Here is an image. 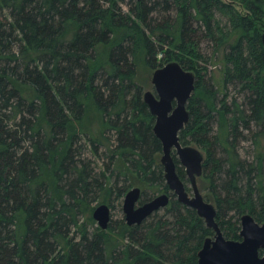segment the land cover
<instances>
[{
	"label": "trees",
	"instance_id": "obj_1",
	"mask_svg": "<svg viewBox=\"0 0 264 264\" xmlns=\"http://www.w3.org/2000/svg\"><path fill=\"white\" fill-rule=\"evenodd\" d=\"M235 1L243 12L227 3ZM151 3L132 0L123 12L116 0H0V264H198L215 233L166 183L155 118L135 81L136 47L151 67L178 62L196 76L190 122L180 141L206 151L200 179L209 185L224 237L241 240L246 214L264 224V152L251 162L238 150L251 134L264 151V0ZM161 8L176 16L158 22ZM217 13L239 33L225 55L224 82L244 94L243 104L235 99L228 105L226 93L219 109L198 51L200 31L219 43L228 40L215 23ZM112 42L108 65L95 69L99 46ZM91 111L100 120L95 135L78 128ZM217 114L233 138L228 144L234 151L224 160L217 157L219 136L215 141L211 135ZM81 136L94 155L105 149L111 164L133 176L132 184L111 186L105 174L111 164L107 172L98 171L84 156ZM175 162L184 181V169L176 157ZM135 182L159 188L170 204L166 215L155 213L142 225L123 220L117 232L123 241L115 244L112 221L106 231L90 228L94 204L112 208L111 196L123 199ZM154 198L143 192L139 205Z\"/></svg>",
	"mask_w": 264,
	"mask_h": 264
},
{
	"label": "water",
	"instance_id": "obj_2",
	"mask_svg": "<svg viewBox=\"0 0 264 264\" xmlns=\"http://www.w3.org/2000/svg\"><path fill=\"white\" fill-rule=\"evenodd\" d=\"M262 43L264 46V34ZM152 82L155 94L145 92L143 99L155 118L153 131L162 144L161 165L166 183L177 200L196 210L207 227L215 233L200 250L198 264H264V224L246 214L241 218V240L226 239L216 221V207L202 196L198 188L205 158L200 150L185 146L180 141L181 131L190 122L188 103L196 90L195 74L186 71L178 62H171L155 71ZM173 155H176L186 171L193 196H190L186 184L178 175ZM141 195V189L134 188L124 199L126 224L130 227L142 225L151 215L168 207L171 200L165 193L139 205ZM93 218L102 230H108L112 221L111 208L106 204L97 206Z\"/></svg>",
	"mask_w": 264,
	"mask_h": 264
},
{
	"label": "rangeland",
	"instance_id": "obj_3",
	"mask_svg": "<svg viewBox=\"0 0 264 264\" xmlns=\"http://www.w3.org/2000/svg\"><path fill=\"white\" fill-rule=\"evenodd\" d=\"M149 2H152L150 5H154L157 0H148ZM116 2L119 4V7L122 8L123 12H129L130 6L132 3V0H116ZM231 5L234 6L237 10L240 12H243L244 10L242 7H240L239 1L235 2H227ZM103 4L106 7H109V4L107 2H103ZM160 7V6H158ZM163 8V7H162ZM161 8V9H162ZM163 10V9H162ZM7 15V12H5ZM159 15V20L158 22H162L163 20L167 18H174L176 16L175 10H173L171 13L166 12L163 10V12L156 14L155 16ZM4 20V17H0V22ZM219 23L221 28L223 29L225 33L228 34V40L225 43H219L216 40H210L206 37V31H200L198 32L199 34V40H200V45L198 47L199 53L202 54L204 59H201L200 64L204 67H206V71L203 72L202 75H204L205 81L209 82L213 89L217 91V98H216V106L219 109L223 100L225 99L224 95L228 93L229 98L227 99L228 105H231V103L237 99V101L240 104H243L244 101V94L239 90V87L236 86H229L227 87L224 82V74H225V69H226V63H225V55L229 54L230 49L233 44H235L238 41L239 38V33L233 31V28L231 24L228 22L227 17L224 16L222 13H217L216 14V22ZM197 25H194V29L197 28ZM218 37H220V34H218ZM113 42L109 45H101L98 48L97 51V56L94 60V66L95 69H100L102 66H107L108 65V54L111 51V46ZM15 52L17 53L19 48L18 46L15 47ZM163 57V55H159L158 60H160ZM133 61L136 63L137 67V74L135 81L138 83L139 86L143 88V95L145 92H152L155 94V88L153 85V76L156 70L163 68L167 64H165L162 67H151L147 64L146 58H145V53L142 51L140 47L134 48V54L132 56ZM171 63V62H170ZM169 64V63H168ZM78 128H81L84 132H89L91 135H95L97 131H99L100 128V120L98 116L95 114L94 111H91L87 118L84 120V122L81 125H78ZM211 135L213 136L214 140L216 137L219 136L218 140V145L216 146V151H217V157L221 159H226L231 156V153H233L234 149L232 145L228 144V141L233 140L231 136L229 135V132L226 127L222 128L220 127V115H214L212 122H211ZM255 128L254 131H257L258 128ZM110 137L109 135H107ZM86 136H81L79 139H81L80 144H82V149L84 152V156L87 157L88 159L92 160L94 162V167L99 171L101 170L102 172H107L106 170L108 169V166L111 164L110 156L109 154L105 153V149L100 150V155L96 156L93 153V148L89 144V142L85 138ZM216 141V140H215ZM189 146H192L198 150L201 151L203 156L206 158V151L202 149L201 147L191 144ZM239 153L243 159H247L249 161H255L256 156L259 152H264L262 149H258L256 145L254 144V141L251 137V134L247 135L245 139H242L240 141L239 145ZM174 159L176 155H173ZM161 158L162 154H160L158 161L161 164ZM178 160V158L176 157ZM182 167L181 165H179ZM111 167V172L105 173L107 177H111V186L117 187V188H123L129 184H132L133 176L131 175H126L123 171H121L119 168H117L114 164L110 165ZM183 168V167H182ZM184 169V168H183ZM185 173V178H184V183L186 184L187 191L189 192L190 196H193V190L191 183L186 176V171L184 169ZM137 182H135L136 184ZM206 184V185H205ZM110 187V185H108ZM207 181L202 182V180L199 178L198 179V188L204 198H207V201L209 203H212L214 205V202L212 199L208 198L209 195H211V192L209 190ZM133 188H140L142 190V193L145 192L148 196L154 195V197H157L161 194H164L165 192H158L159 188H154L150 187L145 189L144 186L140 184H136L135 187ZM129 190L128 192H130ZM127 192V193H128ZM172 193V192H171ZM127 195V194H126ZM125 195V197H126ZM114 198V206L111 208V218H112V225L115 227V232H111V238L112 242L117 244L118 242L122 243L123 239L122 236H119L117 232L121 228L122 221L125 219V213L123 210V205H124V199H117L116 195L111 196ZM110 197V198H111ZM177 199V197H176ZM116 200H118L116 202ZM100 205V204H99ZM96 203L94 204L95 209L97 206ZM167 208V207H166ZM166 208L159 210L156 213H159V216H164L166 215ZM94 209V210H95ZM94 212V211H93ZM155 214V213H154ZM153 214V215H154ZM151 215L150 217H152ZM93 216V215H92ZM150 217L147 219L149 220ZM94 219V218H93ZM146 220V221H147ZM152 218L150 219V221ZM84 219H82V222ZM145 221V222H146ZM95 224L91 225L90 228L93 229L94 227H99L98 223L94 220ZM100 228V227H99ZM114 229V228H113Z\"/></svg>",
	"mask_w": 264,
	"mask_h": 264
}]
</instances>
